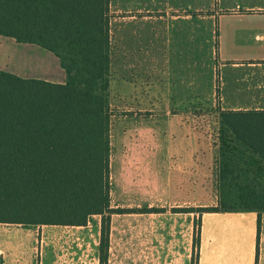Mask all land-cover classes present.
<instances>
[{"label": "rangeland", "instance_id": "obj_1", "mask_svg": "<svg viewBox=\"0 0 264 264\" xmlns=\"http://www.w3.org/2000/svg\"><path fill=\"white\" fill-rule=\"evenodd\" d=\"M207 1L197 0L198 6L186 0H178L177 7L163 6L159 0L144 7L110 6L111 199L113 208L129 211L112 216L108 264H199L202 218L197 225L195 214L176 212L177 208L216 207L221 196L227 206L238 208L236 182L264 189V164L238 143H232L234 152L228 153L234 174L224 187L219 182L221 162L226 159L221 156L220 79L213 83L211 74ZM176 15L192 16L189 21L198 25L200 52L183 57L184 101L164 103L157 98L159 21L164 16L170 23ZM11 45L15 50L0 48V69L24 78L66 81L54 53L37 45L9 41ZM192 62L199 66L196 95L186 92L192 83ZM177 127L187 134L184 143L171 150L157 143L160 136L150 134L152 129ZM192 133L198 134V148L192 145ZM224 141L233 138L229 135ZM198 157L194 179L190 164ZM177 158L185 160L179 167L182 174L175 175L172 162ZM150 206L163 212L145 213ZM100 227V216L80 227L0 224V264H99Z\"/></svg>", "mask_w": 264, "mask_h": 264}, {"label": "trees", "instance_id": "obj_2", "mask_svg": "<svg viewBox=\"0 0 264 264\" xmlns=\"http://www.w3.org/2000/svg\"><path fill=\"white\" fill-rule=\"evenodd\" d=\"M110 5L111 0H0V35L54 53L67 75L55 83L0 70V224L80 227L100 216L99 264H108L112 216L129 211L113 208L111 199ZM220 123L224 187L234 174L232 143L264 164V111L220 110ZM229 135L233 141L225 142ZM236 186L238 208L221 196L219 206L176 212L198 214L199 225L203 213L254 211L259 231L263 187Z\"/></svg>", "mask_w": 264, "mask_h": 264}, {"label": "crops", "instance_id": "obj_3", "mask_svg": "<svg viewBox=\"0 0 264 264\" xmlns=\"http://www.w3.org/2000/svg\"><path fill=\"white\" fill-rule=\"evenodd\" d=\"M133 1L111 0L110 6L119 8L135 4L144 7L152 4V0ZM159 1L166 7L178 5V0ZM186 1L192 3V6L198 3L197 0ZM207 12V38L213 55L211 72L213 83L217 77L220 79L219 115L220 110L264 111V0H208ZM171 19L169 23L167 17L160 16L159 21L158 51L161 60L158 70L160 91L157 98L164 103H179L184 101L181 91L185 89L183 57L189 53L192 56L199 54L200 31L198 25L189 21L192 16L184 18L176 15ZM188 40L191 46L186 44ZM9 41L17 42L13 38L0 35V48L3 50L4 47H10L15 50L13 45L8 46ZM190 70L192 83L186 92L188 95H196L199 92L198 64L192 62ZM171 130L152 129L150 134L160 136L157 143L171 150V146L183 144L185 141L183 136L187 134L183 127ZM196 135L198 134L192 133V145L198 148ZM184 160V158L173 160L172 173L182 174L183 170L179 167H184ZM190 165L192 177L195 179L198 172L194 170L200 166L199 157L191 159ZM194 179L192 181L196 182ZM218 204L219 197L216 206ZM190 214H195L196 219H199L198 214ZM201 218L199 264H264V212L260 216L259 231V213L254 211L207 212L203 213Z\"/></svg>", "mask_w": 264, "mask_h": 264}]
</instances>
